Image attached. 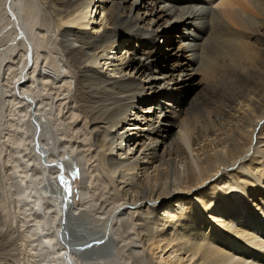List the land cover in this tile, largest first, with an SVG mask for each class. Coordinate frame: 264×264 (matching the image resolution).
Here are the masks:
<instances>
[{"label":"bare ground","instance_id":"6f19581e","mask_svg":"<svg viewBox=\"0 0 264 264\" xmlns=\"http://www.w3.org/2000/svg\"><path fill=\"white\" fill-rule=\"evenodd\" d=\"M19 1L23 23L15 11L9 16L25 47L10 88L30 135L23 128L24 164L17 161L24 170L14 177L19 200L30 206L26 237L37 242L35 261L113 264L130 237L146 264H264V148L255 155L264 146V0H41L59 22L62 60L77 69L75 94L54 96L59 106L79 98L90 114V138L65 149L51 119L61 108L53 113L27 89L48 65L39 66L32 4H4L12 10ZM53 72L46 74L52 83L62 76ZM197 86L204 95L173 111L169 101ZM77 142L93 150L119 191L95 222L86 216L96 200L84 174L90 158ZM76 162L87 179L83 208L72 203ZM113 209L123 210L110 237L109 223L101 231L97 224Z\"/></svg>","mask_w":264,"mask_h":264},{"label":"rangeland","instance_id":"374dc122","mask_svg":"<svg viewBox=\"0 0 264 264\" xmlns=\"http://www.w3.org/2000/svg\"><path fill=\"white\" fill-rule=\"evenodd\" d=\"M5 1L6 0H0V62H2V71L0 73V237H2L0 238V240H2L3 245H1L0 247V264H36V261L39 260V257H33L32 253H39L37 248V242L36 244L34 243L33 246H31L28 242V238L26 237L27 234H32V230L30 228L31 223H29L28 218H26V215L30 213V206L28 205L27 201L19 200L20 189L15 187V179H18L15 177H17L19 173H21L20 169L24 170L22 168V163L24 164V158L21 157V155L23 154H19V151L23 148V144L20 145V148H17V145H19V139L22 137V131L24 129L26 131L29 130V122L26 119L24 121V119H22L23 117H21L20 113L23 111L22 108L24 107L22 106L21 108L19 106L20 109L15 108V101L13 100L14 96H12L10 88V82L12 81V77L15 74L14 70L17 69L15 64H17V61H19V58L21 57V52L22 50H24L23 48L25 47V45L22 41L21 36L18 37L14 35L15 29L13 24L11 23L9 15L12 11H15L19 15L21 22L23 23L26 16V11L25 9H23L21 1H19L20 4L18 3L12 10L10 9L9 4H7L5 7ZM24 2L30 3L32 4L31 6L34 7L33 16L35 17L37 23L36 27L34 28L36 32L34 31V33L38 38V42L41 48L39 66L46 67L48 65L47 68H44V70L47 69L46 71L42 70V73H39L38 70V72H35L36 74L34 73L32 76H30V78L27 79V89H30V91L32 90L31 92H33V94H40V98L38 100L43 101L45 99L43 105L48 104L47 108L53 109V113L56 112L57 114L59 110L57 111L56 109L58 107L61 108V111L57 117L54 115H50L53 127L55 129V134L58 135V137L62 138L61 143L58 144L60 146V149L70 147L69 145H71L74 141L85 142L87 139L90 138V134L87 129L89 126L87 125V118L90 114H86V106L82 105L79 98L72 100L63 99L64 101L61 106H59L60 102L57 101L59 98H65L66 96L75 94L77 89V69L66 64L65 61L62 60V56L59 53V44L57 43V39L59 37V22L57 23L58 20H56V18L50 13L48 7H46V5L41 0H24ZM102 15L103 11L101 10L98 14V21H100V17H102ZM174 45H178L177 41L174 43ZM8 61H10V64H13L12 69H8V66L10 65L7 64ZM52 69L54 72H57L58 70L62 71V76L57 78L60 83L59 81H57V79H55V81L52 83V77L46 78V74H50L51 72H53ZM198 79H200V76L198 77ZM65 82H67V84ZM64 89H67L66 91H64V95H61L59 98H55L57 93H62ZM204 93L205 88H203L202 86H197L188 89L187 93L181 94L178 97H174L173 94H170L169 98L170 96L174 97L173 101H169L170 107L173 109V111H178L179 108L183 107L187 102L191 101L192 98L202 97ZM52 97L55 98L54 101ZM47 98H49L50 100ZM19 111L21 112L19 113ZM19 117H21L20 120ZM19 125L21 126L18 127ZM18 128H20V130ZM175 130L179 131L180 128L178 127ZM62 133L67 135L63 136ZM26 135L24 137H26ZM29 135L30 131H28V136ZM74 146L75 149L78 150L84 149L86 152L85 156L84 153H82L83 157H86L88 154L89 156L87 157L90 158L84 174L87 175L90 181H93V187L91 191L94 192L93 194L96 200L95 202H92L93 206L86 207L87 219L93 222L96 219V216L99 217V213L111 211L112 207L114 206V201L116 199L115 197L119 196V191L115 187L114 179L107 175L105 170H101L97 161V156H95V153L92 152L93 150L87 151L89 146H80L79 148H77L78 142ZM260 147H258L255 152V155L257 156L262 154L261 149L264 148V146ZM18 157L19 159L21 158L20 160H23V162L21 161L22 163L20 161H17ZM18 162L21 163H19V167L21 165L20 168L15 167L18 165ZM78 163L79 162H76V164L72 165L73 167L71 177L72 180L75 182V189L77 192V195L73 198L72 203L76 206L78 205V207L80 208H83L82 206H80L84 203L80 188L82 186V183H84L87 179L83 178V172H81V166L78 165ZM13 167L15 168V170ZM96 167L100 170H97ZM261 169H263V166H260L258 169H256L257 175L258 172L261 171ZM15 171H17L18 173L14 175ZM260 186L263 187L262 183H260ZM248 187L249 185L247 186V189ZM243 196L245 197V199L241 202L245 203L246 201L249 203L247 196ZM122 210L123 209H119L118 211L116 210V212L114 213L113 209L111 213L113 217L110 214H106L103 220H101V223L97 224L98 228H100L99 230H103L104 225H108L109 223L107 227L105 226L106 229L104 228V232L110 237H113L114 234L112 232V229L117 224V218L119 217ZM97 211H99V213H97ZM258 213H261V211ZM261 217H264V213L260 214L259 218ZM108 230L110 234L112 233L111 235L109 234ZM127 235L128 234H125V236ZM234 238L238 237L234 236ZM241 241L245 242L244 240ZM133 245L134 244L131 242L130 237L127 238L126 241H122L119 244V253L116 256L114 263L146 264L141 259L139 260L140 254H133L132 251L138 249L137 247L134 248ZM29 247H31L32 249ZM33 247L35 248L34 250ZM140 251L143 252L144 258L146 257V255L149 256V259L152 258L148 253L143 251L142 248L140 249ZM41 252L43 253V255L42 253H40V255L44 257L46 252L44 253L42 250ZM77 262L78 264H88V262L85 263V260H82V262L77 260Z\"/></svg>","mask_w":264,"mask_h":264},{"label":"water","instance_id":"95a60500","mask_svg":"<svg viewBox=\"0 0 264 264\" xmlns=\"http://www.w3.org/2000/svg\"><path fill=\"white\" fill-rule=\"evenodd\" d=\"M22 32V31H21ZM23 33V32H22ZM24 34V33H23ZM30 55H32V53L30 52L29 53ZM37 129H39V127L37 128ZM35 148L37 149V150H39V149H41L42 150V147H41V145H40V143L37 141L36 143H35ZM42 157H43V155H42ZM43 159V158H42Z\"/></svg>","mask_w":264,"mask_h":264}]
</instances>
